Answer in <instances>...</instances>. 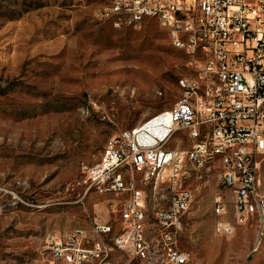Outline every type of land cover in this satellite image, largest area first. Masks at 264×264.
<instances>
[{
  "label": "rangeland",
  "instance_id": "rangeland-1",
  "mask_svg": "<svg viewBox=\"0 0 264 264\" xmlns=\"http://www.w3.org/2000/svg\"><path fill=\"white\" fill-rule=\"evenodd\" d=\"M108 1L0 0V264H65L55 242L74 253L95 238L92 222L113 226L124 194L80 186L81 167L101 158L109 136L170 107L177 78L195 73L154 18L139 29L98 19ZM204 174L189 170L182 182L191 190L177 238L186 264H264L255 218L215 231L212 197L222 189L215 171ZM143 192L148 211L162 204L158 188ZM97 262L144 264L114 247Z\"/></svg>",
  "mask_w": 264,
  "mask_h": 264
},
{
  "label": "built area",
  "instance_id": "built-area-1",
  "mask_svg": "<svg viewBox=\"0 0 264 264\" xmlns=\"http://www.w3.org/2000/svg\"><path fill=\"white\" fill-rule=\"evenodd\" d=\"M95 16L116 29H139L154 18L195 73L177 78L170 107L109 136L101 158L81 167L80 186L100 180L91 192L124 194L118 219L113 226L92 222L95 238L74 253L55 242L53 257L103 264L97 255L106 259L114 247L144 264H186L188 253L177 248V238L191 202V190L182 184L189 170L205 173V180L216 172L222 189L212 197L218 233L247 223L244 186H251L260 202L257 237L264 228V0H109ZM183 138L186 148L177 143ZM172 139L176 145L167 146ZM148 184L164 201L151 213L143 192ZM225 191L232 222L222 218Z\"/></svg>",
  "mask_w": 264,
  "mask_h": 264
},
{
  "label": "bare ground",
  "instance_id": "bare-ground-1",
  "mask_svg": "<svg viewBox=\"0 0 264 264\" xmlns=\"http://www.w3.org/2000/svg\"><path fill=\"white\" fill-rule=\"evenodd\" d=\"M86 185H87V189H91L93 191L97 190L100 187V180H91V181L87 182ZM244 204L246 207H248L250 209L251 216H249V219L255 218L259 222V220H260V202L257 201L251 186H244ZM263 230H264V228H263ZM262 233H263V231H262ZM262 233H260V234H262ZM260 234L258 236H260ZM98 256L99 255H97V257Z\"/></svg>",
  "mask_w": 264,
  "mask_h": 264
},
{
  "label": "crops",
  "instance_id": "crops-1",
  "mask_svg": "<svg viewBox=\"0 0 264 264\" xmlns=\"http://www.w3.org/2000/svg\"><path fill=\"white\" fill-rule=\"evenodd\" d=\"M198 178H200L199 176H198V173H197V175H196ZM201 178H204L205 179V174L203 175V176H201ZM159 191V190H158ZM160 192V191H159ZM146 204V203H145ZM162 205H164V201L162 202V204H158V203H156L154 206H156V207H154V208H152V209H150L149 210V212L151 213L155 208H157V207H160V206H162ZM146 209H147V207H146ZM147 211H148V209H147ZM89 230H90V226H89Z\"/></svg>",
  "mask_w": 264,
  "mask_h": 264
}]
</instances>
